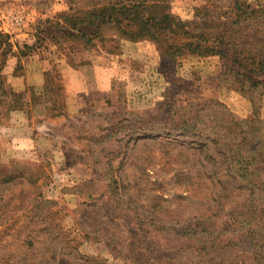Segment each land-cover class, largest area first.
I'll return each mask as SVG.
<instances>
[{
  "label": "rangeland",
  "instance_id": "obj_1",
  "mask_svg": "<svg viewBox=\"0 0 264 264\" xmlns=\"http://www.w3.org/2000/svg\"><path fill=\"white\" fill-rule=\"evenodd\" d=\"M103 1L0 0V30L5 33V21L18 25L15 7H33L39 11L29 20L34 33L43 29L40 51L61 56L78 42L49 30L58 9ZM158 1L201 30L202 8L222 19L235 0ZM247 2L264 7V0ZM263 16L251 30L262 38L259 46ZM103 34L97 45L105 53L129 55L142 42L150 64L121 58L110 93L92 97L83 113L69 111L59 94L58 113L46 124L52 146L37 160L12 162L3 177L12 172L13 180L0 182V264H264V194L239 176L243 169L264 173V119L258 118L264 94L248 89L256 117L237 118L219 96L234 78L202 81L194 67L204 57L185 55L170 64L165 44L134 42L114 29ZM169 71L179 79L176 88L166 81ZM53 82L59 88L60 79ZM206 99L222 107L207 104L200 112L202 132L168 134L171 121L192 118L191 107ZM234 103L245 110L240 100ZM242 146L247 155L234 160Z\"/></svg>",
  "mask_w": 264,
  "mask_h": 264
},
{
  "label": "trees",
  "instance_id": "obj_2",
  "mask_svg": "<svg viewBox=\"0 0 264 264\" xmlns=\"http://www.w3.org/2000/svg\"><path fill=\"white\" fill-rule=\"evenodd\" d=\"M202 10L206 11L205 18L200 19L202 29L198 30L197 28L195 30L190 29L191 23L184 22L171 13L162 1L104 0L100 5L89 9L70 8L68 12L58 13L55 25H50L49 30L55 29L57 34H62L68 39L78 42L72 44L74 47L70 53L83 48L98 47V42L102 41L101 39L105 36L103 34L104 30L114 29L120 36L134 42L149 40L157 46L165 44L162 54L163 57L170 59V64L185 55L215 56L219 58V64L223 68L220 76L226 78L232 76L234 83L240 86L235 85L232 80L230 83L226 82V85L228 84L230 88L243 95L248 93V89L259 90L261 94H264V45H256V42H261L262 38L256 39L251 35V30L256 25L254 23H257L259 17L264 15V7L261 5L253 7L247 0H235L231 4L230 12L224 15L222 19L219 15H214L207 7L202 8ZM197 11L199 10L197 9ZM42 30L39 27L35 33L36 41L33 45L24 44L22 47H18L19 57L40 51L43 46ZM56 36L53 35V41ZM54 42L58 44L59 40ZM13 47L14 44L11 41L10 34L0 30V93L4 105V107H0V127L5 124V118L14 106L13 104H7V98H12L15 103H18L21 99L20 94L6 90L2 73L8 56L14 53ZM171 66L166 64L167 68ZM22 69V63H19L17 71L21 72ZM164 76L170 86L176 88L179 79L173 75V71L165 72ZM54 77H57V75L52 76L50 80L52 81ZM196 78L199 79L198 76ZM213 103L218 107H222V104L217 100L206 99L198 102L191 107L188 113L186 112L190 116L193 111L192 118L183 121H171L167 125L168 134H196L202 132L203 122L196 119L201 117L200 112L205 109L207 104L211 105ZM57 109V103H55L53 116L58 113ZM196 110L199 111L197 116H195ZM228 117H231V115H228ZM254 117H256V113L253 110V115L249 118ZM223 121V125L227 124V118H224ZM229 141L231 142L232 138ZM240 150L233 156L234 160L241 161L242 159L239 158L247 155L244 146ZM9 165L0 164V182L13 180L12 172L9 177H3L4 174L8 176ZM243 170H245V173L239 172V176L244 181L253 184L258 192L264 194V173L261 171H248V169ZM3 178H5V181L2 180Z\"/></svg>",
  "mask_w": 264,
  "mask_h": 264
},
{
  "label": "crops",
  "instance_id": "obj_3",
  "mask_svg": "<svg viewBox=\"0 0 264 264\" xmlns=\"http://www.w3.org/2000/svg\"><path fill=\"white\" fill-rule=\"evenodd\" d=\"M15 10L19 11L14 15L23 12L24 22L22 25H10L5 21V33L11 36L14 53L8 56L2 73L6 90L20 94L21 99L15 103L12 98H7V104L14 106L5 118V124L0 127V164L5 166L16 160H37L44 148L52 146L54 139L46 124L55 112L59 94L69 111L83 113L92 107V97L99 100L110 93L113 79L119 73L116 69L120 70L123 65L121 58H127L122 60L131 63L141 60L145 65L150 64L148 50L143 48L142 42L136 43L129 55L110 56L98 45L92 49L83 48L66 53L68 55L54 56L51 48L47 50L48 55L38 50L19 57L18 47L33 45L36 41L34 26L29 20L33 17L31 14H38L39 11L33 7L21 9L19 6ZM58 10L62 12L63 7ZM200 59L194 71L202 81L217 84L223 68L216 57ZM19 63L23 66L21 72L17 71ZM55 75L57 77L54 79H60L59 88L50 80ZM219 89V96L237 118L246 119L253 115V103L251 106V101L245 95L228 85ZM236 100L245 105L243 112L234 103ZM260 118L264 119V114Z\"/></svg>",
  "mask_w": 264,
  "mask_h": 264
},
{
  "label": "built area",
  "instance_id": "obj_4",
  "mask_svg": "<svg viewBox=\"0 0 264 264\" xmlns=\"http://www.w3.org/2000/svg\"><path fill=\"white\" fill-rule=\"evenodd\" d=\"M14 16H15V22H16L18 25H22V23L24 22V19H23V16H24V15L16 14V15H14Z\"/></svg>",
  "mask_w": 264,
  "mask_h": 264
}]
</instances>
